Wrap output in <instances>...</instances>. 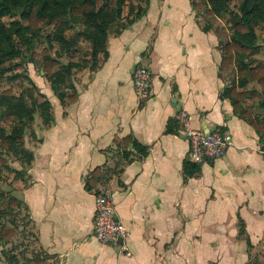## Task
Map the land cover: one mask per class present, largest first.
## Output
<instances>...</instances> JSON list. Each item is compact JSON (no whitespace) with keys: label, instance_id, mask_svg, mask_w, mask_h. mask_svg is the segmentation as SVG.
Instances as JSON below:
<instances>
[{"label":"crops","instance_id":"crops-1","mask_svg":"<svg viewBox=\"0 0 264 264\" xmlns=\"http://www.w3.org/2000/svg\"><path fill=\"white\" fill-rule=\"evenodd\" d=\"M197 13L192 0H150L142 16L109 32L96 70L78 62V101L32 134L26 175L12 172L2 184L27 226L0 241V264H264V134L220 98V34L215 25L203 30ZM142 66L151 79L144 99L133 85ZM248 107L264 116L263 103ZM178 112L196 129L229 132L226 154L185 174L192 161ZM128 135L146 156H121L118 141ZM96 168L102 176L87 188ZM103 192L127 230L119 245L92 235Z\"/></svg>","mask_w":264,"mask_h":264},{"label":"trees","instance_id":"trees-1","mask_svg":"<svg viewBox=\"0 0 264 264\" xmlns=\"http://www.w3.org/2000/svg\"><path fill=\"white\" fill-rule=\"evenodd\" d=\"M149 2L150 0H0V78L13 69H19L24 62H34L37 56L44 64L45 78L61 105H64L67 96L59 87L74 88L71 80L73 71L61 64L56 57H51L48 47L41 54L33 53L35 39L43 35L49 47L52 40L57 41L63 54L75 50L78 39V62L82 67L94 71L98 68L99 55H102L103 60L108 57L107 38L111 27L117 25L115 32H120V29L145 13ZM192 6L203 18L205 31L214 27V19L223 18L230 12V0H192ZM124 8H127L125 17ZM232 14L235 21L229 28V40L221 48L218 69L223 72L233 68L237 84L223 86L219 96L227 98L233 112L262 135L264 118L250 111L243 100L256 97L264 104V59L256 63L252 57L259 52L255 28L264 23V0H240ZM9 15H18V18L4 22L3 17ZM122 19L126 20L125 23H121ZM57 22L75 26L73 37H67L63 28L58 26L52 36L42 33L43 28L54 26ZM82 40L87 44L85 50L80 44ZM25 52L29 53V57H26ZM251 82L259 89L251 92L238 89ZM32 88H38L33 81ZM32 88L25 87L18 95L11 89L0 92V204L6 205L4 208L0 207V241L4 244L10 242L18 227L16 221L19 210L15 211V206H19L20 200L2 186L5 181L3 174L13 172L14 178L26 175L25 166L30 165L32 153L25 146L24 137L35 114L40 115L45 126L53 121L51 102L48 99L37 101ZM67 98L69 102L76 101L77 94H70ZM2 122L10 123L9 129ZM118 142L122 147L123 157L128 158L131 149L139 157L147 154V147L131 135ZM12 159L19 161L23 168L16 170L11 167L9 161ZM183 170L185 174H191L198 170V164L185 160ZM101 176L99 169H94L86 179V187H94ZM8 262L11 263V257Z\"/></svg>","mask_w":264,"mask_h":264},{"label":"rangeland","instance_id":"rangeland-1","mask_svg":"<svg viewBox=\"0 0 264 264\" xmlns=\"http://www.w3.org/2000/svg\"><path fill=\"white\" fill-rule=\"evenodd\" d=\"M193 1H196V0H193ZM239 1L240 0H230V12L226 13L223 18L214 19L215 28L217 32L220 34V38H221L219 42V47H218L220 51V55L222 52L221 48L223 44L229 40V37H230L229 28L235 21V18L232 12L236 11L237 4ZM126 13H127V8H124V11H123L124 17ZM15 18H18V15H9V16L3 17V21L8 23L9 21ZM125 21L126 20L122 19L121 23H125ZM57 26L60 28H63V31L65 35H67V37L69 38L73 37L76 27L66 24L65 22H57L56 25L54 26L43 28L42 33L52 36ZM117 28L118 26L114 25L111 27L109 32L114 33V31ZM77 29H78V26H77ZM255 33L257 36L256 42L259 45V52L254 54L252 57L256 60V63H257L264 59V23H261L256 26ZM80 44L84 50L87 48V44L83 40L80 41ZM46 47H48V51L51 57H56V59H58L61 64H65L66 66L71 68V71H73L71 75V80L73 82L74 88L70 89V88L59 87V90L64 91L66 94L65 96L67 97L68 95L73 94V93L77 94V100L73 102H69L68 98L65 97V100H64L65 104L62 105L63 108L66 106H70L78 101V39H77L76 49L75 50L73 49L72 51L66 52L65 54H63L62 51L60 50L59 43L57 41L52 40L51 47H49L48 42L42 35L39 38L35 39L32 51L35 54L36 53L41 54L43 49ZM25 55H27L26 57H29V53L25 52ZM16 61H18V59ZM44 73H45V67L42 62V59L35 56L34 62H24L19 69H13L11 72L5 73L4 76L0 78V92L5 89H11V91L15 95H18L19 93H21V91L25 87L32 88V81H33V83H35L38 87L34 89L32 88L37 101L48 99L52 104V109H53L52 116L54 118V111L55 110L60 111L61 103H60V100L57 98L55 92L52 90L50 83L45 78ZM223 73H224L223 75L224 76L223 77L224 86L225 85L231 86V85L237 84V75H236V71H234L233 68L223 71ZM238 89L240 91H248V92L250 91L251 92L255 89L258 90L259 87L255 83L251 82V83H248L247 86H245L244 88H238ZM243 102L245 106L248 107L251 102H259V101L257 100L256 97H247L243 100ZM256 110L264 112V107H259V108L256 107ZM259 117L264 118V116L262 115H259ZM2 124L5 126L6 129H9L10 123L2 122ZM44 126L45 124H43V121L40 115L36 113L33 123L31 124L29 128L26 129V132H25L24 142L27 148L33 143V141L31 140L32 132L40 133L41 132L40 129H42ZM17 162L19 161L12 159V161H9V164L11 165V167L13 166L17 167ZM19 164L21 165L20 162ZM21 166L23 167V165ZM11 173L12 172L3 174V178L7 181V179H10L12 175ZM0 207L4 208L6 207V205L0 204ZM23 213L24 212L20 214L18 218L19 220L16 221V223L17 225H19L17 228L20 230L23 229L24 231L26 230L27 225L24 220L25 216H23L24 215ZM8 218H11V217L8 216ZM8 224L10 225V223ZM23 239L28 240L25 236L23 237Z\"/></svg>","mask_w":264,"mask_h":264},{"label":"built area","instance_id":"built-area-1","mask_svg":"<svg viewBox=\"0 0 264 264\" xmlns=\"http://www.w3.org/2000/svg\"><path fill=\"white\" fill-rule=\"evenodd\" d=\"M133 85L140 99L151 94V79L147 68L137 67L133 72ZM176 128L188 139V156L194 163H202L223 157L232 145V135L226 131H202L192 127L190 117L185 112L175 116ZM93 237L103 245L116 244L123 241L127 230L116 218L114 203L108 193H98L95 197L93 214Z\"/></svg>","mask_w":264,"mask_h":264},{"label":"water","instance_id":"water-1","mask_svg":"<svg viewBox=\"0 0 264 264\" xmlns=\"http://www.w3.org/2000/svg\"><path fill=\"white\" fill-rule=\"evenodd\" d=\"M116 243H117L118 245L121 244V240H118Z\"/></svg>","mask_w":264,"mask_h":264}]
</instances>
